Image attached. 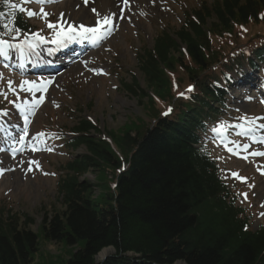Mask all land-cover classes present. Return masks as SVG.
<instances>
[{"label": "trees", "instance_id": "1", "mask_svg": "<svg viewBox=\"0 0 264 264\" xmlns=\"http://www.w3.org/2000/svg\"><path fill=\"white\" fill-rule=\"evenodd\" d=\"M5 8L0 0V12ZM16 29L27 31L19 15L14 36ZM263 39L264 0H215L161 31L137 56L144 87L136 79L123 84L144 105L147 122L130 121L103 138L95 124L77 118L68 147L83 151L60 169L62 210L45 213L33 232L29 216L0 208V264H30L40 239L75 248L63 264H264V226L249 227L235 204L237 190L228 188L200 137L221 101L216 87L229 83L235 66L252 63L235 52ZM218 63L222 76L212 70ZM180 71L196 87L188 99H175L186 88L172 79ZM166 106L175 116L161 115ZM108 248L113 253L96 263Z\"/></svg>", "mask_w": 264, "mask_h": 264}, {"label": "rangeland", "instance_id": "2", "mask_svg": "<svg viewBox=\"0 0 264 264\" xmlns=\"http://www.w3.org/2000/svg\"><path fill=\"white\" fill-rule=\"evenodd\" d=\"M78 1L72 0L71 4H66L69 7L58 2L47 3L43 6V12H41L42 7H36L37 11L30 19L48 35H54L59 30V26L56 29L46 26L48 18L53 24H57L58 20L61 23L62 17L64 21H74L75 23H71L75 27H79L81 22H85L89 26L93 25L91 21L89 22L92 16L88 9H85L87 6L80 7L77 4ZM209 1L135 0L133 5L124 7L122 12L117 6L112 9L111 17L119 18L120 21H113L115 24L118 23L119 28L117 33H114L110 38L111 52L110 49L104 47L95 55L74 64L64 75L55 77L48 91L42 94L44 102L41 108L36 115H30L31 127L28 137L35 152L27 147L15 155L14 138L17 134L14 135L13 132L22 119L15 114L14 103L10 102V90L13 88L18 90L23 82L15 78L12 79L10 72L0 68V96L3 100L0 102V115L2 116L0 125L11 127L10 122L5 118V114H11L13 126L10 133L14 135L9 142L14 153L5 150L0 154V169L5 171L4 174H0V208L29 216L34 220V225L30 227L33 232L38 229V224L45 213L62 210L56 184L61 166L67 159L65 154L59 156L61 155L58 150L60 145L53 146L48 143L47 137L51 136V131L58 133L59 130L72 126L71 118L74 117V114L92 120L97 124L102 135L109 130L119 131L130 121L138 122L137 120L143 119L144 122H147L144 105H139L131 95L123 91L120 82H127L131 76H138L135 59L140 53L139 51L144 45L151 46L153 39L164 25L169 24L171 29L176 28L178 19L182 17V10L192 11L199 8L202 2ZM97 5L107 4L97 1L90 6L97 10L95 13L100 14L102 11L98 9ZM44 13L50 15L45 17ZM36 33L39 31L35 30ZM35 34L25 39L34 42ZM173 76L179 83L180 80H183L180 83L181 86L187 84L186 77L181 71ZM139 79L142 80L141 77ZM8 81L12 82L11 89L8 86ZM262 81L264 82V78ZM5 95L7 99H5ZM247 105L251 110L249 117L246 120L240 119L245 113L240 112L238 117L233 119L234 123H244L242 127L244 129L255 119L263 117L260 123L261 126H264V113L259 100L253 99ZM46 130L50 131L47 137ZM0 149L3 148L0 147ZM82 151L79 150L78 153ZM215 153L221 165L224 166V170L231 175L237 172L238 177L232 176L248 190L245 191L248 199L246 203L244 202V207L253 215L251 227L256 228L259 225H264V215H262L264 213V159L250 155L247 157V161L245 159L233 160L219 148L215 150ZM253 157L256 159L248 160ZM33 161L37 163H32ZM85 178L93 183L97 181L95 176L90 174ZM241 178L247 179L242 180ZM74 250L75 248H66L40 239L38 251L30 264H63ZM110 254L109 252L107 256ZM103 259L99 260L97 257L95 261L100 263Z\"/></svg>", "mask_w": 264, "mask_h": 264}, {"label": "snow or ice", "instance_id": "3", "mask_svg": "<svg viewBox=\"0 0 264 264\" xmlns=\"http://www.w3.org/2000/svg\"><path fill=\"white\" fill-rule=\"evenodd\" d=\"M26 2H32V0H26ZM34 2L44 4V3L52 2V0H34ZM125 2H127V0H125ZM43 11H44L43 8H41V12H43ZM96 11L97 10L95 8H93V12H96ZM33 15H35L34 12H28L29 17H31ZM48 15H50V14L44 13L45 17H47ZM58 26H59V30L56 31V39H54L52 41V43H56L59 45H63L64 43L74 39L75 36L73 35V33H76L77 35L83 36L84 38H90L93 41V43L99 44L100 42L107 39L114 32V25L112 23V20L110 19L109 14H104V15H102L101 19H97L95 21V27H86L83 24H81L80 28H79V32H77L76 28L72 25H69V27L67 29H65L64 25L62 23H60L59 20L57 21V24H53L50 22L47 23V27L50 29H56ZM16 31H20V30L16 29ZM35 37L41 43L45 42V38L43 36L39 35V33H36ZM18 39H19V37L14 36V35H9L8 38L0 37V56L7 59L9 56L10 49H16V50L20 51L21 54H23L25 52V50L35 51V44L29 42L27 39H25L21 43H12L11 42L13 40H18ZM23 84H33L34 85L35 82L34 81L33 82L24 81ZM8 86L10 89L12 88V82L11 81H8ZM25 90L29 91V92L33 91L32 88H28ZM41 90H42V88H40V87H37L35 89V91H41ZM191 90L192 89L190 88L189 91H191ZM181 95H183V93ZM5 99H7L6 95H5ZM43 100H44L43 96L39 97V99L34 98L31 107L21 108L22 112L23 111H27V112L34 111L35 107L37 105H39L40 103H42ZM27 104H28V102L25 101V105H27ZM17 107H21V106L17 105ZM170 111H171V109H169V112ZM165 115H167V113H165ZM27 119H28V117L25 116V122L26 123H27ZM241 119H247V118L241 117ZM249 122H251V121H249ZM240 127H243V125H240ZM223 130L226 131L227 130L226 127H223ZM212 131L220 133L222 131V128L221 127L213 128ZM24 135H27V129L26 128L24 129ZM19 142L23 143V137L20 138ZM262 142H264V141H262ZM248 147H249L248 145H244L245 150ZM0 150H2V149H0ZM230 151H231V149H230ZM251 155H253V156H264V152H261V151L252 152ZM246 158L247 157H245V159ZM32 163H37V162L33 161ZM29 170H31V167H29ZM2 172H3V169H0V174H2ZM232 175L236 176V177L239 176L238 173H232ZM241 179L246 180L247 178H241ZM242 195L244 196L245 199H247V193H243ZM262 215H264V213H262Z\"/></svg>", "mask_w": 264, "mask_h": 264}, {"label": "bare ground", "instance_id": "4", "mask_svg": "<svg viewBox=\"0 0 264 264\" xmlns=\"http://www.w3.org/2000/svg\"><path fill=\"white\" fill-rule=\"evenodd\" d=\"M97 1H104V0H95V2ZM109 2V0H107ZM106 4V3H105ZM108 5V6H107ZM107 5H104V6H101V5H97L98 9H100L102 12H107L106 10H112L114 7H112L113 5H115L113 3L112 0H110L109 4ZM27 144H30V142H27ZM111 252L110 249H106V250H103L102 252H100L97 256H96V259L97 257L99 258V260L103 259L105 256H107V254Z\"/></svg>", "mask_w": 264, "mask_h": 264}, {"label": "water", "instance_id": "5", "mask_svg": "<svg viewBox=\"0 0 264 264\" xmlns=\"http://www.w3.org/2000/svg\"><path fill=\"white\" fill-rule=\"evenodd\" d=\"M108 249H110V250H111V252H110V253H113V249H111V248H108ZM105 250H106V249H105ZM101 252H102V251H101ZM104 259H105V258H104ZM104 259H103V260H104Z\"/></svg>", "mask_w": 264, "mask_h": 264}]
</instances>
